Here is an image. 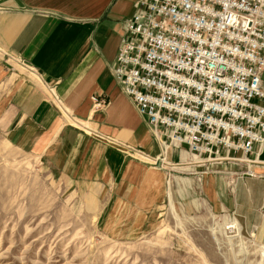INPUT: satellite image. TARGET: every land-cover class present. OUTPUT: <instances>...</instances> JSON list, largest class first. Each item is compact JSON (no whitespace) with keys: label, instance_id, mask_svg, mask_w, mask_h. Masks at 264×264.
Listing matches in <instances>:
<instances>
[{"label":"crops","instance_id":"0c3cea01","mask_svg":"<svg viewBox=\"0 0 264 264\" xmlns=\"http://www.w3.org/2000/svg\"><path fill=\"white\" fill-rule=\"evenodd\" d=\"M135 1L0 0V129L20 149L45 156L78 189L95 192L102 201L99 222L115 232L139 229L134 217L145 218L168 198L169 185L176 192L185 185L203 206L215 204L214 184L219 205H230L226 176L195 165L196 172L168 173L125 149L129 145L151 156L160 152L146 119L110 72ZM10 60L26 72L19 62L33 67L40 77L31 71L33 80L19 75ZM44 83L67 112L46 96ZM93 95L107 100L103 109H93ZM167 156L187 161L189 151L184 145L169 147Z\"/></svg>","mask_w":264,"mask_h":264},{"label":"built area","instance_id":"2783aa9c","mask_svg":"<svg viewBox=\"0 0 264 264\" xmlns=\"http://www.w3.org/2000/svg\"><path fill=\"white\" fill-rule=\"evenodd\" d=\"M123 25L110 72L160 146L151 156L125 145L131 157L168 173L264 164V0H136ZM183 145L188 160L170 161L167 149Z\"/></svg>","mask_w":264,"mask_h":264},{"label":"rangeland","instance_id":"374dc122","mask_svg":"<svg viewBox=\"0 0 264 264\" xmlns=\"http://www.w3.org/2000/svg\"><path fill=\"white\" fill-rule=\"evenodd\" d=\"M211 168L226 176L230 205H219L214 184L215 204L203 206L185 185L178 192L169 185L168 198L145 218L134 217L139 229L107 231L95 192L78 189L45 156L10 143L0 129V264H264V168Z\"/></svg>","mask_w":264,"mask_h":264},{"label":"bare ground","instance_id":"6f19581e","mask_svg":"<svg viewBox=\"0 0 264 264\" xmlns=\"http://www.w3.org/2000/svg\"><path fill=\"white\" fill-rule=\"evenodd\" d=\"M70 119L74 122V124H76V125H81V123L78 122V120H76L75 118H71V117H70Z\"/></svg>","mask_w":264,"mask_h":264}]
</instances>
